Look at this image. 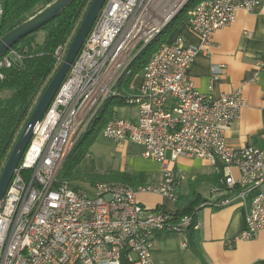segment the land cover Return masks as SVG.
<instances>
[{"label": "built area", "instance_id": "built-area-1", "mask_svg": "<svg viewBox=\"0 0 264 264\" xmlns=\"http://www.w3.org/2000/svg\"><path fill=\"white\" fill-rule=\"evenodd\" d=\"M5 0H0V25ZM191 0H107L64 83L33 137L0 207V264H151L157 235L175 236L188 246V233L201 224L192 216L177 218L148 211L142 194L174 202L187 179L170 168L173 159L218 161L224 173L211 187L204 206L227 207L240 201L246 211L243 239L264 230V150L236 149L227 134L246 105L242 91L219 99L201 94L188 77L199 50L183 41L161 42L142 72L141 84L125 93L138 110L135 122L116 116L106 123L105 139L132 143L161 166L159 184L138 189L124 183L72 185L60 179L67 158L98 111L124 93L130 66L179 16ZM264 0H205L190 11V27L207 45L231 26L238 12L257 11ZM68 46L57 49L58 64ZM21 57L0 59L2 69ZM223 65L212 68L214 80ZM232 169L238 171L235 176Z\"/></svg>", "mask_w": 264, "mask_h": 264}, {"label": "crops", "instance_id": "crops-1", "mask_svg": "<svg viewBox=\"0 0 264 264\" xmlns=\"http://www.w3.org/2000/svg\"><path fill=\"white\" fill-rule=\"evenodd\" d=\"M168 30L165 42L181 39L184 47L199 50L188 77L201 94L214 99L238 91L245 95L246 105L240 119L227 134V144L236 149L253 147L264 150V1L253 13L239 11L235 23L215 33L207 45L190 27L187 15L177 17ZM214 65L225 67L224 74L216 81L212 71ZM141 78L142 73L138 79L135 78L136 81H131V90L140 86ZM131 109L127 118L118 117L117 110L115 116L135 122L138 110ZM115 145L118 167L105 174L125 173L135 177L143 174L147 178V186L161 182L160 164L145 158L142 147L129 142ZM166 159L170 168L185 175L187 181L176 202L155 194L139 195L138 200L146 210L160 209L175 215L177 203L188 196L191 183L198 184L197 193L206 202L211 200V187L215 185L216 177L224 173L220 162L189 158L174 160L171 152L166 154ZM232 172L238 176L236 169ZM196 221L201 228L189 231L185 249L181 248L178 237L155 236L151 264H264V230L251 239L242 238L247 227L246 211L240 201L221 208L203 204L197 211Z\"/></svg>", "mask_w": 264, "mask_h": 264}, {"label": "trees", "instance_id": "trees-1", "mask_svg": "<svg viewBox=\"0 0 264 264\" xmlns=\"http://www.w3.org/2000/svg\"><path fill=\"white\" fill-rule=\"evenodd\" d=\"M53 1L5 0L0 37L34 17L36 14L26 19L38 6L43 4L48 6ZM92 1L75 0L55 20L21 40L6 54L9 55L14 52L21 57V61L15 60V66L2 69L4 78L0 80V173L35 104L55 74L58 65L55 57L57 49L70 44ZM203 1L205 0H191L178 17L186 16ZM171 25L172 23L158 38L163 35L166 37ZM41 32L44 34V38L40 42L37 35ZM150 47L145 48L131 64V76L125 83L122 97L108 100L98 111L96 117L67 158L65 167L60 174L61 180L75 186L82 185L84 181L90 184L100 182L124 183L134 189L147 186V178L143 174L137 177L125 173L76 174L75 169L81 163L82 158L78 148L81 145L86 147L90 145L102 133L108 120L115 116L117 108L127 106L125 93L131 92L132 79L143 72L157 51L158 46L151 48V50ZM220 177L222 176L216 177L215 184ZM197 186V183H191L188 196L183 197L177 203V213L175 214L177 218L192 216L196 221L198 209L206 203L205 199L197 193Z\"/></svg>", "mask_w": 264, "mask_h": 264}, {"label": "water", "instance_id": "water-1", "mask_svg": "<svg viewBox=\"0 0 264 264\" xmlns=\"http://www.w3.org/2000/svg\"><path fill=\"white\" fill-rule=\"evenodd\" d=\"M74 1L75 0H54L45 9L29 19L27 22L19 25L12 31L0 37V59L12 50V48L21 40L36 33L44 26L55 20L62 12L70 7ZM106 2L107 0L92 1L75 35L68 45L63 62L39 97L28 121L19 134L3 170L0 173V207L33 137L36 127L45 117L50 105L64 83L72 65L77 59L98 17L100 16Z\"/></svg>", "mask_w": 264, "mask_h": 264}, {"label": "rangeland", "instance_id": "rangeland-1", "mask_svg": "<svg viewBox=\"0 0 264 264\" xmlns=\"http://www.w3.org/2000/svg\"><path fill=\"white\" fill-rule=\"evenodd\" d=\"M47 5L38 6L29 17L41 12ZM44 38V34L41 32L37 35V39L41 42ZM165 35L161 38H158L150 47L155 48L160 45L161 42L165 39ZM61 64L57 65L56 71L60 67ZM55 71V72H56ZM141 76V73L136 75L132 80L138 79ZM130 76L125 80L128 81ZM136 81V80H135ZM132 111L131 107L125 106L124 108H120L117 110L118 117L127 118ZM76 146V145H75ZM116 145L107 139L104 138L103 133H100L90 145L87 147L81 145L78 149L81 152V163L76 167L75 173H83V174H105L111 170L117 169L119 164V156L115 153ZM65 167V166H64ZM62 173V172H61ZM104 183V182H103ZM83 184H90L85 182Z\"/></svg>", "mask_w": 264, "mask_h": 264}]
</instances>
